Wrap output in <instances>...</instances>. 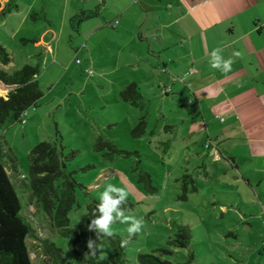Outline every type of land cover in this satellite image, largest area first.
<instances>
[{
    "label": "rangeland",
    "instance_id": "rangeland-1",
    "mask_svg": "<svg viewBox=\"0 0 264 264\" xmlns=\"http://www.w3.org/2000/svg\"><path fill=\"white\" fill-rule=\"evenodd\" d=\"M6 2L0 0V13ZM140 4L141 0H17L18 9L1 18L0 46L10 62L7 66L0 64V69L11 73L23 65L40 62L38 82L43 97L36 106L27 109L20 122L0 128L7 151L4 165L24 213L38 236L50 239L61 248L68 262L88 264L83 250L87 237L81 239L77 252L69 251L67 240L59 236L51 220L39 213L34 198L21 184L28 183L30 151L38 143L47 142L55 144L67 171L74 172L80 184L76 203L69 213L71 228L86 221L87 206L100 199L107 184L128 191L127 201L132 206L125 214L143 217L145 223L142 231L130 239L129 224L112 225L114 235L128 241L124 264H139V255L157 254L160 248L172 250V256L162 258L173 263L184 264L192 252L194 259L190 264H264V223L251 224V227L239 212L247 214L254 210L244 195L245 186H239L231 175L223 179L220 172H213L209 166L210 174L215 175L207 180L194 168L197 153L204 149V145L199 144L203 137L202 121L192 116L196 130L192 143L183 139L186 137L184 126L189 123H181L185 120L182 113L192 115L195 110L191 95L185 97L173 92L166 97L162 94L164 91L149 88L143 98L146 101L143 109L119 97L129 83L141 80L143 75L139 60L128 55V51L136 48L122 49L114 45L121 46L128 37L123 30L128 31L129 24L123 20L122 11L130 12ZM95 8L98 16L79 24L77 32L74 31L70 18L80 9ZM33 12H43L45 18L31 19ZM115 21L119 25H114ZM49 26L57 38L47 45L38 43ZM31 39L37 40V44L25 42ZM48 40L50 35L44 39ZM144 65L150 66L146 61ZM152 71L159 79L167 77L160 68ZM167 79L169 84L181 81L171 76ZM7 92V88L0 89V97H6ZM144 92L142 90L143 95ZM141 117L147 124L145 134L134 138L130 132ZM162 121L176 127L181 124L182 131L173 135L165 133L161 129ZM151 130L153 134L149 133ZM99 139L129 154L104 155L110 151L107 147L103 152H96L94 146ZM140 169L151 175L157 189L155 194L147 193L137 182ZM187 173L193 176L198 191L189 193L188 199L183 201L178 197L182 194L181 176ZM22 175L26 179H21ZM228 192L231 194H226ZM238 193L246 206L240 203ZM229 202L233 209H228ZM223 204L226 211L222 209ZM176 224L190 227L193 238L189 249L168 246ZM27 246L32 264H51L50 258L42 253L40 243L27 240ZM100 246L101 264H112V249L107 242ZM102 256L105 258L101 259Z\"/></svg>",
    "mask_w": 264,
    "mask_h": 264
},
{
    "label": "crops",
    "instance_id": "crops-1",
    "mask_svg": "<svg viewBox=\"0 0 264 264\" xmlns=\"http://www.w3.org/2000/svg\"><path fill=\"white\" fill-rule=\"evenodd\" d=\"M81 10L98 12L97 8ZM131 11L124 9L121 13L129 24V30H123L128 37L121 46L114 45L136 48L128 55L139 60L143 75L138 80L136 74L138 81L128 85L134 83L138 87L142 99L137 107L143 109L149 88L164 91L166 97L173 92L191 95L195 110L192 115L182 113L185 120L181 123H189L184 126L183 139L193 142L196 130L192 116H198L203 126L199 144H211L209 150L204 148L197 153L194 168L207 180L217 172L225 180L228 175L234 176L239 186H245L244 195L254 209L247 214L239 210L240 215L250 226L264 223V0H141L139 8ZM53 31L50 26L46 28L38 43L47 45L55 40L57 34ZM47 35L50 40L44 41ZM215 48L223 49L225 59L234 60L231 72L211 68L210 54ZM234 52L243 55L236 57ZM144 61L150 66H145ZM157 68L167 77L181 81L169 84L167 77L159 79L152 73ZM161 125L163 132L172 135L183 127L164 121ZM208 166L215 173L211 175ZM238 196L245 205L242 195ZM228 206L233 209L230 202Z\"/></svg>",
    "mask_w": 264,
    "mask_h": 264
},
{
    "label": "trees",
    "instance_id": "trees-1",
    "mask_svg": "<svg viewBox=\"0 0 264 264\" xmlns=\"http://www.w3.org/2000/svg\"><path fill=\"white\" fill-rule=\"evenodd\" d=\"M17 9V0H7L0 13V20L6 14ZM97 13V10H81L70 19L72 29L77 32L79 24L96 17ZM30 17L33 20L44 19L45 15L43 12H33ZM25 42L36 43L37 40L31 39L25 40ZM9 62L7 52L0 46V64L7 66ZM39 74L40 62H37L36 65H23L11 73L0 69V88L8 89L6 97H0V128L20 122L21 116L26 114L27 109L36 106V103L43 97L38 82ZM119 97L123 102L135 107L142 99L138 87L134 83L126 86L119 93ZM146 127L145 118L141 117L131 130L130 135L139 138L145 134ZM164 145L166 148L165 143ZM105 147L110 151L104 155L110 153L129 154L118 150L111 142H103L101 139L96 142L94 149L96 152H103ZM5 157H7V151L0 136V264H32L27 240L40 243L42 253L50 258L51 264H71L65 259L64 251L61 248L57 247L50 239H41L38 236L31 220L25 215L18 192L4 165ZM28 157V183L21 184H23L25 192L34 198L39 213L44 218L51 220L59 236L67 240L69 251L77 252L82 238L87 237V240L92 238L98 245L102 242L108 243L112 249V264H124L125 244L122 245L119 236L104 237L87 229L91 219L99 215L97 205L100 199L87 206L84 223L75 228L69 226V213L76 203V190L80 184L76 181L74 172L67 171L65 161L58 153L55 144L40 142L33 147ZM137 182L147 193L155 194L157 192L148 172L140 169ZM180 189L182 194L178 199L183 201L188 199L189 193L197 192L198 188L191 174L187 173L181 176ZM131 206L127 201L126 205L121 204V209L124 207L126 210ZM175 230L174 237L168 240V246L175 249H189L193 238L190 227L176 224ZM83 250L88 264H101L99 250L95 256L88 254L86 243ZM155 253L139 255V264H180L162 258L163 256H172L173 252L168 248H160L157 254ZM193 259L194 254L190 252L189 259L184 264H190Z\"/></svg>",
    "mask_w": 264,
    "mask_h": 264
},
{
    "label": "clouds",
    "instance_id": "clouds-1",
    "mask_svg": "<svg viewBox=\"0 0 264 264\" xmlns=\"http://www.w3.org/2000/svg\"><path fill=\"white\" fill-rule=\"evenodd\" d=\"M223 49L215 48L212 50L210 56V66L213 69L228 73L232 71V65L234 60L230 57L225 59L222 56ZM234 56L241 57V52H234ZM21 179H26L25 176H21ZM112 194H116L113 196ZM129 193L125 188H118L115 185L107 184L105 190L100 195V202L97 205V211L99 213L94 219H91L87 225L89 231L95 232L96 235H103L104 237H113L114 232L112 225L114 223L129 224L127 228L128 239L133 235L139 234L144 227L143 217L137 218L132 215L125 214V208L121 209V204L126 205L127 197ZM127 240L122 241V245L127 243ZM87 253L95 256L98 250H101V246L96 243L95 239L89 238L86 241ZM105 257L102 256L101 259Z\"/></svg>",
    "mask_w": 264,
    "mask_h": 264
},
{
    "label": "built area",
    "instance_id": "built-area-1",
    "mask_svg": "<svg viewBox=\"0 0 264 264\" xmlns=\"http://www.w3.org/2000/svg\"><path fill=\"white\" fill-rule=\"evenodd\" d=\"M117 22H115V24H116ZM78 62V61H77ZM24 123V122H23ZM204 148L206 149V150H209L210 148H211V144L209 143V141L208 142H206L205 144H204Z\"/></svg>",
    "mask_w": 264,
    "mask_h": 264
},
{
    "label": "bare ground",
    "instance_id": "bare-ground-1",
    "mask_svg": "<svg viewBox=\"0 0 264 264\" xmlns=\"http://www.w3.org/2000/svg\"><path fill=\"white\" fill-rule=\"evenodd\" d=\"M1 89V88H0ZM2 90V89H1Z\"/></svg>",
    "mask_w": 264,
    "mask_h": 264
}]
</instances>
